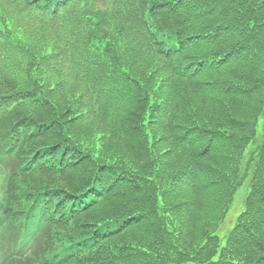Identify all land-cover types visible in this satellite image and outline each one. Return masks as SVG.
I'll list each match as a JSON object with an SVG mask.
<instances>
[{
	"label": "trees",
	"instance_id": "16d2710c",
	"mask_svg": "<svg viewBox=\"0 0 264 264\" xmlns=\"http://www.w3.org/2000/svg\"><path fill=\"white\" fill-rule=\"evenodd\" d=\"M1 45L0 264H264V0H0Z\"/></svg>",
	"mask_w": 264,
	"mask_h": 264
},
{
	"label": "rangeland",
	"instance_id": "374dc122",
	"mask_svg": "<svg viewBox=\"0 0 264 264\" xmlns=\"http://www.w3.org/2000/svg\"><path fill=\"white\" fill-rule=\"evenodd\" d=\"M244 166V165H243ZM250 189V177L246 176L243 184L237 189L233 203L229 209V212L217 231V234L221 238L222 242L225 240V236L229 233L231 228L235 224L237 216L243 211L245 198ZM175 264V263H168Z\"/></svg>",
	"mask_w": 264,
	"mask_h": 264
}]
</instances>
